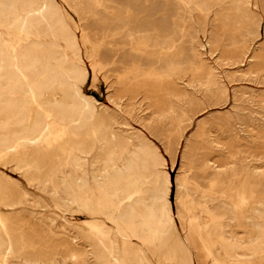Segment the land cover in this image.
Instances as JSON below:
<instances>
[{
	"label": "rangeland",
	"instance_id": "obj_1",
	"mask_svg": "<svg viewBox=\"0 0 264 264\" xmlns=\"http://www.w3.org/2000/svg\"><path fill=\"white\" fill-rule=\"evenodd\" d=\"M52 1L76 49L0 0V63L37 46L56 70L27 121L0 113V264H264V0Z\"/></svg>",
	"mask_w": 264,
	"mask_h": 264
},
{
	"label": "bare ground",
	"instance_id": "obj_2",
	"mask_svg": "<svg viewBox=\"0 0 264 264\" xmlns=\"http://www.w3.org/2000/svg\"><path fill=\"white\" fill-rule=\"evenodd\" d=\"M28 1L37 2L40 5L41 16L48 18L50 20H54L56 22V27L58 29L59 34L61 35L63 40L67 43V45L72 49L77 48V41L74 37L73 32L70 30L71 28L69 29L68 25L60 18L59 10L52 0H28ZM167 38H169V36ZM42 51L47 52L50 51V49H46V48L42 49L41 47H37V46L32 48H26L25 52L15 54V57H13L14 59L12 60L13 67H9L6 64L8 62L6 60L5 63L4 62L0 63V113H3L6 117L13 115L14 116L13 121L15 123H24L25 121L28 120V116H29L28 104L24 100V93L28 90L31 94L40 95L45 91V89L53 85L52 83L55 80L56 70L50 67L46 63V59H45L46 55ZM26 73H28V76L26 75ZM36 77H39L40 79L39 82H35ZM62 78H63L62 83L63 82L67 83L68 78H73L76 81L75 86H76L77 96L73 97V106L80 107L81 105L84 104L86 105L90 104L89 98L87 96L79 94L78 83H81L86 78V72L83 70L80 64L72 65L69 71L67 72V75ZM22 80H25V83H23ZM21 104L23 105L22 110L15 115L16 109ZM39 125L40 122L38 121L34 129H37ZM146 150L145 149L143 150L144 152L143 154L147 155L148 157L149 155L148 150L150 149H146ZM153 153L154 151L152 152V154ZM149 156L151 157V155ZM154 160L156 159L154 158L153 161ZM154 178H156V176ZM127 218L129 221L132 220V216H128ZM170 222H171L170 211L168 208H166V210L164 211L159 210L155 212H148L143 218V220H139L138 223L136 222H133V224L129 223L130 226L128 228L130 229L131 236L136 237L141 241H148L150 239H155V238L157 239L159 238L158 236L162 237L166 235L167 225H169ZM178 248L186 253V248L184 247V245L180 244L178 245ZM134 252L135 251L133 250V248L128 245L127 253L133 255Z\"/></svg>",
	"mask_w": 264,
	"mask_h": 264
}]
</instances>
